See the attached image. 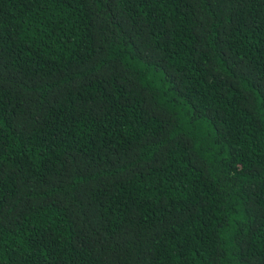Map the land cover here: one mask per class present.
<instances>
[{
    "label": "trees",
    "instance_id": "16d2710c",
    "mask_svg": "<svg viewBox=\"0 0 264 264\" xmlns=\"http://www.w3.org/2000/svg\"><path fill=\"white\" fill-rule=\"evenodd\" d=\"M0 264H264V0H0Z\"/></svg>",
    "mask_w": 264,
    "mask_h": 264
}]
</instances>
